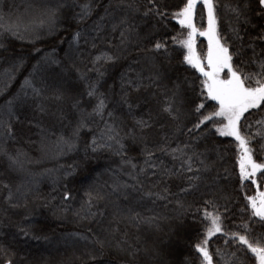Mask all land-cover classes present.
<instances>
[{
  "label": "trees",
  "instance_id": "16d2710c",
  "mask_svg": "<svg viewBox=\"0 0 264 264\" xmlns=\"http://www.w3.org/2000/svg\"><path fill=\"white\" fill-rule=\"evenodd\" d=\"M186 2L0 0V264H205L201 246L213 264H256L264 96L238 121L262 165L244 180L185 60ZM212 3L232 69L264 85V0Z\"/></svg>",
  "mask_w": 264,
  "mask_h": 264
},
{
  "label": "rangeland",
  "instance_id": "374dc122",
  "mask_svg": "<svg viewBox=\"0 0 264 264\" xmlns=\"http://www.w3.org/2000/svg\"><path fill=\"white\" fill-rule=\"evenodd\" d=\"M198 3H202L205 8L206 26L203 29L197 28L194 24V12ZM175 19L188 29L187 36L182 40L186 62L203 75L207 94L218 103L215 116L221 123L216 126V131L221 135L232 136L238 141L239 174L244 180H253L255 173L262 168V165L253 161L246 138L238 131V121L244 111L259 104L264 96V85L253 89L246 88L232 69L227 49L217 35L212 0H187L184 7L176 13ZM198 37L206 40L207 49L204 57L196 51ZM263 199L264 190L250 197V205L257 215H259L258 209ZM210 217L213 219L206 232L207 238L220 231L217 218L212 215ZM240 240L248 244L244 237H240ZM248 246L256 257V264H264V249L249 244ZM200 252L205 264H213L204 246L200 247Z\"/></svg>",
  "mask_w": 264,
  "mask_h": 264
},
{
  "label": "water",
  "instance_id": "95a60500",
  "mask_svg": "<svg viewBox=\"0 0 264 264\" xmlns=\"http://www.w3.org/2000/svg\"><path fill=\"white\" fill-rule=\"evenodd\" d=\"M258 212L260 216L264 217V199L260 202Z\"/></svg>",
  "mask_w": 264,
  "mask_h": 264
}]
</instances>
